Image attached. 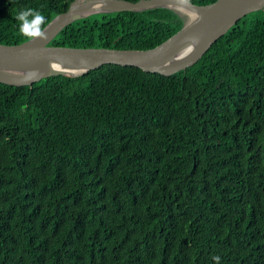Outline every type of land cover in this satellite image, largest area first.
Masks as SVG:
<instances>
[{"label":"trees","instance_id":"trees-1","mask_svg":"<svg viewBox=\"0 0 264 264\" xmlns=\"http://www.w3.org/2000/svg\"><path fill=\"white\" fill-rule=\"evenodd\" d=\"M74 0H0L48 23ZM136 2L138 0H128ZM216 0H193L206 5ZM186 19L97 12L51 45L142 49ZM264 264V8L172 75L105 64L0 82V264Z\"/></svg>","mask_w":264,"mask_h":264},{"label":"water","instance_id":"water-1","mask_svg":"<svg viewBox=\"0 0 264 264\" xmlns=\"http://www.w3.org/2000/svg\"><path fill=\"white\" fill-rule=\"evenodd\" d=\"M78 1H72L67 11L46 25L47 40H27L19 44L0 42V82L31 85L52 75L79 76L105 64L136 66L147 72L172 75L196 63L241 18L264 8V0H216L206 5H198L193 0H107L114 4L112 10L75 16L73 7ZM96 1L88 0L85 4ZM180 5L197 9L199 14L186 20L182 28L170 37L148 48L123 50L50 44L69 23L94 12L144 10L160 6L180 12ZM199 37L202 40L193 53L177 59L182 49Z\"/></svg>","mask_w":264,"mask_h":264},{"label":"clouds","instance_id":"clouds-1","mask_svg":"<svg viewBox=\"0 0 264 264\" xmlns=\"http://www.w3.org/2000/svg\"><path fill=\"white\" fill-rule=\"evenodd\" d=\"M18 22L20 34L30 41L47 40L48 18L41 11L34 8H22L14 17ZM216 264H220L221 257L214 256Z\"/></svg>","mask_w":264,"mask_h":264},{"label":"bare ground","instance_id":"bare-ground-1","mask_svg":"<svg viewBox=\"0 0 264 264\" xmlns=\"http://www.w3.org/2000/svg\"><path fill=\"white\" fill-rule=\"evenodd\" d=\"M86 1L88 0H79L77 3H75L72 14L77 16V15L87 14L91 11H108L114 8V4L112 2H108L107 0H97L96 2L90 4H85ZM178 9H181V11L180 10L179 11L184 15H186L188 19H192L199 14V10L184 5H180ZM201 40H202L201 37L191 40V42L187 44L178 54L179 58L177 59H181L192 54L193 51L199 46ZM58 67H62V66H58Z\"/></svg>","mask_w":264,"mask_h":264},{"label":"rangeland","instance_id":"rangeland-1","mask_svg":"<svg viewBox=\"0 0 264 264\" xmlns=\"http://www.w3.org/2000/svg\"><path fill=\"white\" fill-rule=\"evenodd\" d=\"M181 11V9H178ZM94 13H97V12H94ZM181 15H183L185 17L186 20H188V17L186 15H184L183 13L179 12ZM92 14V13H91Z\"/></svg>","mask_w":264,"mask_h":264}]
</instances>
